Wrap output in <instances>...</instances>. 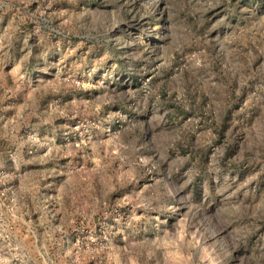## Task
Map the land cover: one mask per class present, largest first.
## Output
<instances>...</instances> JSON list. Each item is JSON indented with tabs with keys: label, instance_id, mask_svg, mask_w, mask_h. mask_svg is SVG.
<instances>
[{
	"label": "rangeland",
	"instance_id": "obj_1",
	"mask_svg": "<svg viewBox=\"0 0 264 264\" xmlns=\"http://www.w3.org/2000/svg\"><path fill=\"white\" fill-rule=\"evenodd\" d=\"M0 264H264V0H0Z\"/></svg>",
	"mask_w": 264,
	"mask_h": 264
},
{
	"label": "trees",
	"instance_id": "obj_2",
	"mask_svg": "<svg viewBox=\"0 0 264 264\" xmlns=\"http://www.w3.org/2000/svg\"><path fill=\"white\" fill-rule=\"evenodd\" d=\"M82 2L84 5H87L90 8H94L96 5L99 4L100 0H82Z\"/></svg>",
	"mask_w": 264,
	"mask_h": 264
}]
</instances>
